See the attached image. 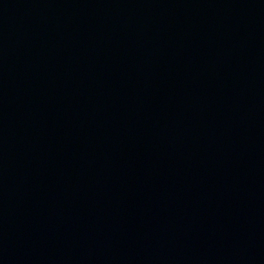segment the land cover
<instances>
[{"label": "water", "instance_id": "95a60500", "mask_svg": "<svg viewBox=\"0 0 264 264\" xmlns=\"http://www.w3.org/2000/svg\"><path fill=\"white\" fill-rule=\"evenodd\" d=\"M0 264H264V0H0Z\"/></svg>", "mask_w": 264, "mask_h": 264}]
</instances>
